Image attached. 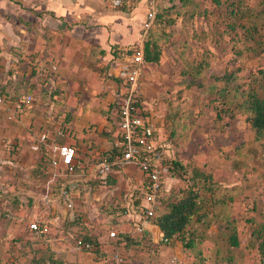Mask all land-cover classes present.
<instances>
[{
    "label": "rangeland",
    "instance_id": "rangeland-1",
    "mask_svg": "<svg viewBox=\"0 0 264 264\" xmlns=\"http://www.w3.org/2000/svg\"><path fill=\"white\" fill-rule=\"evenodd\" d=\"M190 1L187 8H177L189 10L174 25L162 28V32L158 27L148 32V35L156 33L163 50L162 68L154 72L153 81L148 82L143 66L141 69L142 79L146 80L142 85L143 108L153 131L149 142L157 149L170 141L173 157L186 165L188 171L199 169L212 176L214 185L221 188L217 191L221 197L226 192L223 195L226 203L220 213L233 220L240 246L231 248L226 244L221 221L213 222L207 229L191 223L188 229H193L195 236L191 250L184 249L178 241L163 245L155 236L151 239L132 232L127 235L137 243L125 244L119 235L116 246L124 264H171L172 259L175 264H212L215 258L223 260L222 264H228L231 259L234 264H258L256 251L249 247V221L259 220L264 203V164L261 160V165L255 162L263 157L264 144L255 143L241 113L223 123L215 121L207 85L212 76L224 71L235 72L243 81L259 79V72L264 74V50L252 55L245 51L238 54L232 48L230 36L223 33L225 0H220V6L214 0ZM156 3L166 9L170 2ZM236 5L254 16L258 13L259 17H251L253 22H250L255 23L264 43V0H237ZM190 9L198 10L191 15ZM26 32L24 44L19 48L0 39L1 199L10 211L11 219L6 220L23 226L24 237L17 252L22 258L19 264H104L110 261L108 251L115 247L108 233L115 230L121 234L122 229H127L129 223L122 216L131 190L141 180V171L134 163L119 171L112 169L105 179L95 180L90 175L96 157L111 148L108 135L118 132L113 124L121 99V84L114 80L118 70L110 73L100 60L103 54L91 49L81 68L78 69L77 61L73 62L74 68L70 66L72 75L50 77L47 70L36 69L38 63L31 59V49L36 48L31 41L36 39L31 40L30 25ZM37 35L38 31L33 30L32 37ZM124 57L129 59V51ZM202 59L208 66L200 76L192 77L193 82L201 85L190 87L188 83L192 79H184L181 72L192 71ZM98 83L109 87L99 89ZM108 94L111 101L102 103ZM83 101L94 107L98 101L102 104L97 109L91 108L89 115L79 108ZM62 127L72 129L79 159L87 162L89 170L84 176L78 172L67 182L68 194L73 199L71 208L59 197L57 184L51 183L55 186L50 184L47 189L46 180H37V169L32 166L40 148L39 133L55 137ZM240 145L241 156H238L235 149ZM253 162L259 173L252 172L251 166L246 167ZM165 185L171 195L182 187L180 181L170 178ZM163 205L157 206L156 214ZM34 219L47 223L50 233L41 237L30 235L26 224ZM83 234L97 240L103 256L89 255L76 247V238ZM198 251L209 255L210 260L200 263ZM84 254L90 258V261L86 259L88 263L83 260Z\"/></svg>",
    "mask_w": 264,
    "mask_h": 264
},
{
    "label": "trees",
    "instance_id": "trees-1",
    "mask_svg": "<svg viewBox=\"0 0 264 264\" xmlns=\"http://www.w3.org/2000/svg\"><path fill=\"white\" fill-rule=\"evenodd\" d=\"M159 1V0H158ZM162 1V0H161ZM215 3L220 6V0H214ZM227 7L223 12V22L224 30L223 33L230 36L229 43L232 48L238 50V54L242 52H248L252 55H256L264 50V43L262 39L259 38L258 28L255 23L250 19L252 15L249 11H243L241 7H237V0H225ZM170 2L166 9L162 8V5L157 6L155 19L153 27H158L159 31L162 32V28L170 27L175 24L176 19L184 16L189 9H177L187 8L190 4V0H168ZM190 14L194 15L197 13L198 9H190ZM263 12V11H262ZM258 13L255 14L254 18H258ZM246 19V20H245ZM250 20L252 22H250ZM156 39V40H153ZM162 46L159 43V37L154 36V34L148 35V39L144 42V53L143 60L146 64L159 65L160 57L162 55ZM130 57L132 56V51H129ZM208 66L205 60H201L196 63L195 68L192 71L183 70L181 76L185 79L189 77L192 79L188 86H200V83L193 82V76H200L201 73ZM261 77L258 79H248L243 81L241 76L235 72L224 71L222 73L212 76L211 82L207 85L208 92L212 95L210 99L211 110L215 113V121L218 123H223L226 119H233L238 113L245 116V121L249 125L251 131L254 134V141L258 145L264 144V74L259 72ZM117 83L121 84L118 79H114ZM201 88V87H199ZM137 106L139 109L143 108V99L138 100ZM119 110V106L117 108ZM118 110L115 117V123H119ZM146 119L149 120V115L147 112L143 111ZM109 139L111 140L110 150L102 153V157L107 161H112L116 156H119L121 151L113 147L115 139L119 138L118 133L109 134ZM170 141H166L163 149L171 151ZM242 146H238L235 149V154L241 156ZM44 144L40 145L38 149L39 153L46 155L43 152ZM158 151L160 148L157 149ZM77 153V152H76ZM142 155H145V150L142 149ZM260 156V155H259ZM261 160L264 164V155L262 158H257L255 162ZM247 163V162H246ZM260 163V162H259ZM44 160L40 159L37 161L36 169L41 174L45 170ZM165 165L169 169V178L176 179L180 181L182 187L178 189L176 194L171 195L169 189L166 187L165 183L162 190L160 191V204L163 205V209L160 213L156 214L157 206L153 210V216L148 219L152 225H156L161 233L162 237L159 240L163 245H169L174 241H178L182 244L183 248L186 250H191L194 248V231L193 229H188L191 223L196 225H203L207 229L213 222L221 221L224 224V230L226 232V244L231 248H238L240 242L237 238L236 229L233 225V220L228 216H221L220 208L225 206L226 200L224 199L217 185H214L212 176L205 173L199 169H192L188 171L186 165L175 159L168 160ZM261 165V163L259 164ZM251 166V171L254 173H259L255 163L246 164V167ZM264 167V165H262ZM87 162L85 160H78L73 168V172L61 178L57 183V193L60 194L61 190L65 188L67 191V182L70 178H74L75 175L80 172L81 176H84L87 172ZM142 175V173H141ZM107 177V176H106ZM105 177V178H106ZM99 177H95L97 180ZM104 178V179H105ZM62 183L63 186H62ZM62 186V187H61ZM69 192V191H68ZM166 196V200L163 199ZM226 199L229 200L230 197L228 193L225 195ZM142 194L139 191H134L133 196V209L136 214H139L141 219L144 214L141 208ZM73 202V199H70ZM159 204V205H160ZM0 206L2 207L1 215L3 217H10V211L7 209L0 199ZM259 220L253 219L249 221L251 224V232L249 239V247L256 251L258 257V264H264V203L262 210L260 211ZM122 234V235H121ZM117 234L114 240V246L117 247L119 242V235L121 241L125 244L137 243L127 235L128 233ZM144 235V234H141ZM41 237L39 235H35ZM76 247L81 251L95 255L96 257L103 256L101 252L100 245L96 239H93L89 234H83L78 236L75 240ZM217 254V253H216ZM198 259L203 263H207L210 260L209 255L201 254L200 251L197 253ZM229 260V258H227ZM223 260L214 259L212 264H222ZM228 264H234L232 259Z\"/></svg>",
    "mask_w": 264,
    "mask_h": 264
},
{
    "label": "crops",
    "instance_id": "crops-1",
    "mask_svg": "<svg viewBox=\"0 0 264 264\" xmlns=\"http://www.w3.org/2000/svg\"><path fill=\"white\" fill-rule=\"evenodd\" d=\"M148 9L147 0H123L121 6L117 8L112 7L108 0H0V39H4L8 44H13L16 48L22 47L24 35L26 36L27 33L26 27L30 25L31 40L36 39L35 42L31 41L32 47L33 44L36 47L31 49V59L38 63L36 69L39 72L47 70L50 77L56 78L72 75L70 66L75 67L73 62L77 61L78 69L81 68L85 64L87 54L92 49L103 54L100 60L105 67H108L109 72L114 74L120 65L131 61V57L127 59L123 58V55L132 51L135 43L139 40ZM33 30L38 31L35 38L32 37ZM154 36H157L156 33ZM160 45L162 46L161 43ZM159 64L161 65L143 64V72L146 73L148 82L153 81L154 72L162 68V55ZM114 76H116V72ZM145 82L146 80L142 79L141 74L142 85ZM116 85V83L112 85V88ZM98 86L103 90L109 87L108 85L102 87L101 83H98ZM123 91L121 86V95ZM111 99V95L108 94L102 103L110 102ZM102 103L98 101L97 106L94 107L95 105L91 106L88 102L83 101L79 108L92 115L91 111L100 107ZM148 106L151 107L150 104ZM91 108L93 109L91 110ZM58 131L59 129L56 131L55 137L46 134V132L39 133L38 142L40 145L44 144L43 152L46 155L37 151L36 158L32 162V166L36 169L37 161L44 160L45 170L43 173L45 176H41L37 171V180L41 182L46 180L45 187L47 189L50 188L51 183L56 185L63 173L62 170H55L48 163L54 149L62 144L76 148L77 144L71 128L62 127ZM76 151L75 162L80 160L77 148ZM101 157L102 153L96 159ZM94 170L95 166L92 167L90 175L94 173ZM142 181L141 175L140 184L134 185L128 196L127 208L124 209L125 215L122 218L129 224L125 227L127 229H122V233H136V227L143 222L140 215L135 213L132 205L134 191H139ZM0 185L2 186V184ZM54 186L52 185V187ZM6 219H11V217H3L0 213V264H19L22 258L21 255L18 257L19 253L17 252L21 250L24 237L23 226L14 220ZM30 223L26 224L27 228ZM142 229V233L138 234L148 235L151 239L155 236L158 241L161 239L162 233L156 225H152L150 222L143 223ZM29 233L34 235L30 231ZM110 251L108 252L110 253ZM87 254L83 256L84 261L86 259L90 261V258L86 257ZM169 262L175 264L174 259ZM107 263L108 261L104 264ZM93 264H103V262H93Z\"/></svg>",
    "mask_w": 264,
    "mask_h": 264
},
{
    "label": "built area",
    "instance_id": "built-area-1",
    "mask_svg": "<svg viewBox=\"0 0 264 264\" xmlns=\"http://www.w3.org/2000/svg\"><path fill=\"white\" fill-rule=\"evenodd\" d=\"M114 8L120 7L123 0H108ZM156 1L147 0L149 9L146 13L145 20L142 25L139 40L135 43L132 50L131 61L122 64L117 71L116 79L121 83L124 89L118 110V135L115 139L113 147L121 151L112 161L104 158L97 159L95 163L94 173L91 177H105L110 174L112 169L121 170L125 166L132 163L136 164L142 173V183L139 192L142 194L141 208L144 214L143 223H149L148 219L153 216L155 206L160 204V191L166 179L169 178V169L165 163L173 159L172 151L163 149L164 145L158 151L153 148L149 140L153 136L152 125L150 119H146L143 111L137 106L138 100L143 97L141 72L144 64V42L148 32L153 26L156 14ZM142 149L145 155H142ZM76 149L70 145H58L54 149V153L49 158L48 163L55 170H62L61 178L70 175L75 165ZM62 166V167H61ZM90 177V178H91ZM0 175V181H1ZM3 194V187L0 185V199ZM68 208L72 207V202L68 191L63 188L59 194ZM2 207L0 206V213ZM142 224L136 227V233H142ZM28 229L34 235L46 236L50 233L47 223L39 219L33 220ZM117 232L112 230L108 233L109 239H114ZM162 237V236H161ZM110 261L107 264H124V259L118 248L114 247L110 251Z\"/></svg>",
    "mask_w": 264,
    "mask_h": 264
}]
</instances>
